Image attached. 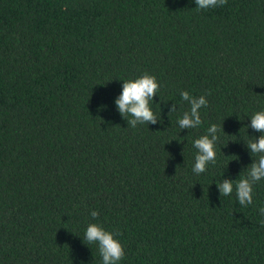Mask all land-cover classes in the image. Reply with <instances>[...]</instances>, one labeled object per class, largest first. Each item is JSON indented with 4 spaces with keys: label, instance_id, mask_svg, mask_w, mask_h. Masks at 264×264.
<instances>
[{
    "label": "trees",
    "instance_id": "16d2710c",
    "mask_svg": "<svg viewBox=\"0 0 264 264\" xmlns=\"http://www.w3.org/2000/svg\"><path fill=\"white\" fill-rule=\"evenodd\" d=\"M145 73L160 122L133 128L115 100ZM182 91L208 101L195 129ZM259 111L264 0H0V264H102L91 223L119 264H264V180L247 207L217 188L258 160ZM212 124L216 163L196 174Z\"/></svg>",
    "mask_w": 264,
    "mask_h": 264
},
{
    "label": "clouds",
    "instance_id": "9594fccd",
    "mask_svg": "<svg viewBox=\"0 0 264 264\" xmlns=\"http://www.w3.org/2000/svg\"><path fill=\"white\" fill-rule=\"evenodd\" d=\"M194 2L198 9L206 10L223 6L227 0H194ZM159 90L160 84L156 77L147 73L134 80L123 81L121 93L115 100V104L123 118L131 117L127 120L128 126L135 128L138 124L154 125L160 122V117L158 118L151 108L153 98L157 96ZM180 95L182 100L190 105V109L178 120L179 128L188 130L199 127L202 124L200 109L208 106L206 96L193 97L187 91H182ZM174 110L175 106L173 105L169 111ZM250 120L251 123L248 127L261 135L246 146L250 153L258 155V160L250 164L247 175L235 184L233 180L224 179L217 185L220 195L223 196H230L235 189L236 201L244 207L253 204V186L264 180V111L256 112ZM221 125L212 124L207 129L206 135L194 140L193 146L197 150L193 166L194 173H204L210 164L216 163V143L219 139L217 133L222 131ZM258 211L261 216H264V206L260 207ZM90 215L96 219L99 213L93 210ZM261 226L264 227V220L261 221ZM85 240L89 244L98 245L102 264H119L125 256L124 247L119 240L99 224L91 223L87 226Z\"/></svg>",
    "mask_w": 264,
    "mask_h": 264
}]
</instances>
